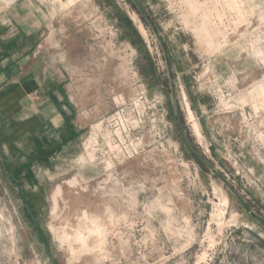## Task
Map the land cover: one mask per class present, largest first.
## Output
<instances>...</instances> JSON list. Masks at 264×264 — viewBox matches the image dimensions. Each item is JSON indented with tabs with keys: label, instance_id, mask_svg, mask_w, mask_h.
<instances>
[{
	"label": "rangeland",
	"instance_id": "obj_1",
	"mask_svg": "<svg viewBox=\"0 0 264 264\" xmlns=\"http://www.w3.org/2000/svg\"><path fill=\"white\" fill-rule=\"evenodd\" d=\"M37 2V49L76 50L67 82L95 115L47 196L13 195L0 170V264H264V0ZM122 106L140 142L111 124ZM81 210L102 214L93 250L66 235Z\"/></svg>",
	"mask_w": 264,
	"mask_h": 264
},
{
	"label": "crops",
	"instance_id": "obj_2",
	"mask_svg": "<svg viewBox=\"0 0 264 264\" xmlns=\"http://www.w3.org/2000/svg\"><path fill=\"white\" fill-rule=\"evenodd\" d=\"M116 14L120 38L125 14ZM51 20L37 0H15L0 14V170L15 196H47V175L57 159L75 154L94 120V108L80 104L67 82L64 61L76 50L37 49ZM26 204L35 217L40 209Z\"/></svg>",
	"mask_w": 264,
	"mask_h": 264
},
{
	"label": "bare ground",
	"instance_id": "obj_3",
	"mask_svg": "<svg viewBox=\"0 0 264 264\" xmlns=\"http://www.w3.org/2000/svg\"><path fill=\"white\" fill-rule=\"evenodd\" d=\"M122 66V65H121ZM123 73V72H122ZM124 77V76H123ZM129 77V76H128ZM131 78V77H130ZM78 95V94H77ZM188 116L189 118L193 121V114L190 108H188ZM100 124V123H99ZM95 127V126H94ZM193 128L195 131L198 133V126L196 122H193ZM120 129V128H119ZM116 131V130H115ZM94 135V134H93ZM95 138V137H94ZM90 139V138H89ZM95 140V139H94ZM88 141V140H87ZM90 142V141H89ZM87 143V142H86ZM92 143V142H91ZM94 143V142H93ZM117 151L119 152L118 146H116ZM121 155V154H120ZM110 164V163H109ZM67 182V181H66ZM77 183V179H72L69 180L67 185L68 186H73ZM80 187V186H79ZM56 192L53 193L54 198L61 193L60 186L55 189ZM82 191V190H81ZM56 202V201H55ZM102 210L106 211L110 209L108 200L102 201V203L99 205ZM96 205L95 207H99ZM101 212L96 211L95 213L87 214L85 210H81L80 212H76L75 218V224L70 225V229L68 232H66V235L73 238V242H78V245H80L82 248H92V250L95 248V246L100 245L103 243V229L105 227L104 223L102 222L101 219ZM66 223V221H65ZM69 223V222H68ZM106 224V223H105ZM112 224V223H111ZM66 225V224H65ZM68 226V225H67ZM73 227V228H72ZM65 229V227H64ZM104 233V232H103ZM102 235V236H101ZM93 242V244L96 245H90L88 246L89 243ZM70 249V248H69ZM71 251H75L73 247L71 248ZM74 253V252H73ZM72 253V254H73Z\"/></svg>",
	"mask_w": 264,
	"mask_h": 264
},
{
	"label": "built area",
	"instance_id": "obj_4",
	"mask_svg": "<svg viewBox=\"0 0 264 264\" xmlns=\"http://www.w3.org/2000/svg\"><path fill=\"white\" fill-rule=\"evenodd\" d=\"M139 98H142V97H140V96L137 97V98L132 97L127 102H123L122 104H123V106L125 108H127V106H133V104H134V106L138 105V102H140V101H138ZM123 106L118 108L112 114L111 124H113L114 129H117V128L121 127V133H124L125 136L136 133L137 135L135 137L136 138L135 140H138V142H140L141 138H138V136H139L138 132L139 131H136L137 130L136 126H137L138 123L135 120L134 121L130 120V117L125 114L126 110H124L125 108ZM138 117L140 118V116H138ZM158 120L161 121V122L163 121V114L159 115V119ZM149 129H150V131H152V127L151 126H150ZM153 133H154V131H153Z\"/></svg>",
	"mask_w": 264,
	"mask_h": 264
}]
</instances>
